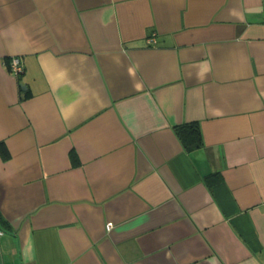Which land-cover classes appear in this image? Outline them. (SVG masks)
I'll use <instances>...</instances> for the list:
<instances>
[{
	"label": "crops",
	"instance_id": "obj_1",
	"mask_svg": "<svg viewBox=\"0 0 264 264\" xmlns=\"http://www.w3.org/2000/svg\"><path fill=\"white\" fill-rule=\"evenodd\" d=\"M0 144V264H264V0H0Z\"/></svg>",
	"mask_w": 264,
	"mask_h": 264
},
{
	"label": "trees",
	"instance_id": "obj_2",
	"mask_svg": "<svg viewBox=\"0 0 264 264\" xmlns=\"http://www.w3.org/2000/svg\"><path fill=\"white\" fill-rule=\"evenodd\" d=\"M29 92H26L23 96L27 97ZM173 129L181 140L185 148L191 149L201 144V133L200 128L197 122H187L173 125ZM0 150L3 153V157L6 158L8 156L6 150L3 145L0 144Z\"/></svg>",
	"mask_w": 264,
	"mask_h": 264
},
{
	"label": "built area",
	"instance_id": "obj_3",
	"mask_svg": "<svg viewBox=\"0 0 264 264\" xmlns=\"http://www.w3.org/2000/svg\"><path fill=\"white\" fill-rule=\"evenodd\" d=\"M9 69L15 74H18L23 70V64L18 56H13L10 58ZM110 226H111L110 223L105 225L107 230L110 229Z\"/></svg>",
	"mask_w": 264,
	"mask_h": 264
}]
</instances>
